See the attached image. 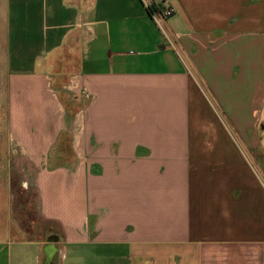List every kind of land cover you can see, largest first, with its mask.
I'll use <instances>...</instances> for the list:
<instances>
[{"label":"crops","instance_id":"0c3cea01","mask_svg":"<svg viewBox=\"0 0 264 264\" xmlns=\"http://www.w3.org/2000/svg\"><path fill=\"white\" fill-rule=\"evenodd\" d=\"M0 264H264V0H0Z\"/></svg>","mask_w":264,"mask_h":264},{"label":"rangeland","instance_id":"374dc122","mask_svg":"<svg viewBox=\"0 0 264 264\" xmlns=\"http://www.w3.org/2000/svg\"><path fill=\"white\" fill-rule=\"evenodd\" d=\"M42 83V81L38 83L36 94L38 95V99L44 104H50L49 96L51 95V90L48 87H44ZM65 103L75 106L76 100L74 97H68ZM73 111H75L74 108ZM74 113H71V116L69 115L70 119L74 117ZM14 168L16 169L13 171L12 177V239L17 242H37L42 244L46 241L50 233L57 235L60 233L59 226L43 219L39 214L37 190L33 182L34 171L31 170L30 179L27 173L22 172L19 167L14 166ZM46 172L44 171L45 176L47 175ZM51 242L49 240L47 245H52L56 251V246ZM49 261L46 258V262Z\"/></svg>","mask_w":264,"mask_h":264},{"label":"bare ground","instance_id":"6f19581e","mask_svg":"<svg viewBox=\"0 0 264 264\" xmlns=\"http://www.w3.org/2000/svg\"><path fill=\"white\" fill-rule=\"evenodd\" d=\"M53 251H55V248L52 245H46L45 246V252H46L47 260H50L51 254Z\"/></svg>","mask_w":264,"mask_h":264},{"label":"built area","instance_id":"2783aa9c","mask_svg":"<svg viewBox=\"0 0 264 264\" xmlns=\"http://www.w3.org/2000/svg\"><path fill=\"white\" fill-rule=\"evenodd\" d=\"M172 13H173V9H171V8H164L162 10V12L160 13V15H161L162 18H167V17L171 16Z\"/></svg>","mask_w":264,"mask_h":264}]
</instances>
